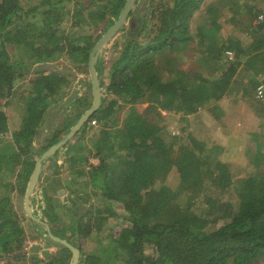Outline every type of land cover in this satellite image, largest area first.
<instances>
[{
  "label": "trees",
  "instance_id": "trees-1",
  "mask_svg": "<svg viewBox=\"0 0 264 264\" xmlns=\"http://www.w3.org/2000/svg\"><path fill=\"white\" fill-rule=\"evenodd\" d=\"M30 1L0 0V141L8 151L0 154V174H13L21 165L20 193L37 163L32 143L49 101L63 100L70 85L67 74H49L41 64L67 57L89 74L94 46L128 0ZM142 1H136L128 24L120 29L124 38L115 42L109 57L99 54L101 107L60 148L66 152L63 160L56 158L58 149L44 161L42 214L34 211L41 222L28 219L56 248L45 263L39 259L36 264H69L72 259L71 248L54 240L46 225L80 249L78 264H264V171L237 177L231 162L220 159L218 150L225 147L209 150L193 136L188 141L192 146L180 142L164 125L161 112L194 114L207 107L222 119L220 101L241 97L264 117V96L258 93L264 86L259 0H144L146 5L140 6ZM227 14L233 25L228 32L220 20ZM92 23H103L97 36L91 33ZM240 35L247 36L248 44ZM188 51L194 53L189 56ZM18 100L21 123L11 130L2 106ZM92 104L93 92L76 98L68 121L40 151L57 144ZM93 119L98 126L89 125ZM95 128L91 143L86 142L84 135ZM76 137L84 141L70 143ZM245 140L240 138L242 148ZM252 152L245 150L264 161L259 151ZM61 164L69 169L65 179L71 207L55 197ZM17 185L7 181L0 190L4 256L24 245L20 215L8 208V191ZM225 194H235L236 201ZM119 208L124 212L118 214ZM110 216L127 225L110 227ZM2 254L0 264H24L16 254V262L3 263Z\"/></svg>",
  "mask_w": 264,
  "mask_h": 264
},
{
  "label": "rangeland",
  "instance_id": "rangeland-1",
  "mask_svg": "<svg viewBox=\"0 0 264 264\" xmlns=\"http://www.w3.org/2000/svg\"><path fill=\"white\" fill-rule=\"evenodd\" d=\"M38 0H31L30 3L36 5ZM146 2L143 0L140 6H145ZM258 7L264 11V0H259ZM227 16L222 15L220 17L221 22H223L224 29H229L232 27V23L230 21H226ZM228 20V19H227ZM153 23V21H151ZM85 24V23H84ZM92 23L90 27L91 33H94L96 36L101 33L103 23L97 24ZM128 24V21L126 25ZM64 29L67 32V25L68 22H64ZM95 26V27H94ZM89 30V28H85ZM78 31V30H76ZM80 32V31H79ZM228 32V31H227ZM123 32H119L115 35V37L107 44V46L101 51V57L103 59H107L110 55V50L115 45V42L118 39L124 38ZM237 34V33H236ZM244 43L248 44L247 36L240 35ZM232 52V51H231ZM189 56L193 54V51L187 52ZM228 58L230 59L233 56L232 54H228ZM74 61L69 60L67 57L60 58L57 61H50L49 63H39L36 66L32 67V73L30 78L36 75L37 69L42 65V69L48 71L49 74H53V72L63 73L68 75V79L70 80V85L67 87V92L60 102H53L49 101L48 111L44 117L43 123L40 125L38 129V134L35 136L32 147H33V157L36 161L40 159V157L45 153L41 152L40 148H43L45 144L47 145V141L52 139L54 136L55 131L58 127H61L65 124L68 120V116L73 113L72 103L75 101L76 98L80 96H85L86 94L89 96L92 94V87H91V76L86 73H82L80 69H76L77 67H73L75 64ZM84 70V69H83ZM90 72V71H89ZM105 90V89H104ZM235 97H225L220 101V105L222 106V110L224 114L221 116L222 119H217L212 112L208 111L207 107H203L199 109L200 111L194 114H183V113H175L173 111L161 110L162 115L164 116V125L171 131V135L178 136L180 138V142H184V144L193 145L191 142H188L190 136H193L198 141H204L206 143V148L211 150L216 145H220L222 148L218 151H222L220 154V159L223 161L231 162V165L234 166L233 172L237 173V177H247L248 175H256L259 174L258 171H264V161L260 162L259 160H254L249 156L246 155L245 150L250 151H259L260 154L264 155V117L258 114V111L254 110V108H249V105L241 99L239 101H234ZM19 100L10 106H2V109L6 111L7 116L9 118V126L11 130L18 129L21 123V116H22V105H20ZM147 104H143L142 106L145 107ZM237 110V112H236ZM237 113V115L235 114ZM246 112V114H245ZM242 117V119H239ZM189 118V121H187ZM98 126V125H97ZM95 128L92 130L93 132H89L84 135V140L89 142L90 137L96 131ZM247 133L248 139L247 140ZM240 138L246 139L245 145L243 148L241 147ZM84 140L74 138L70 143H78L79 141L82 142ZM260 141V142H259ZM6 143L0 141V154L3 152L8 153L7 148L6 150L3 148L5 147ZM235 145V146H233ZM12 146V145H11ZM179 144L176 145L178 147ZM13 150H18L15 146H12ZM213 151H216L213 150ZM252 152V153H255ZM65 150L60 149L56 158H65ZM93 158H91L92 160ZM95 162V161H94ZM48 164V163H47ZM62 165V172L60 176H58V180L54 183V187H56L55 197L59 199L61 205L64 203H68V206H72V202L69 201L67 198L70 195V187L66 184V179L68 173V168L66 165ZM21 170V165H17L14 173L9 171L2 170V174H0V190L4 189L5 182L9 181L14 186L17 185L19 177L18 173ZM66 175V176H65ZM69 178H72L68 176ZM172 179L175 177L171 176ZM66 178V179H65ZM43 179H40V183H38L37 189L34 193L35 201L33 202V211L37 212L38 214H42L41 210V198H42V189L44 187ZM79 184V182H78ZM77 184V185H78ZM78 188V186H77ZM76 188V189H77ZM19 186L13 187L8 191L10 197V203L8 208H13V211H16L20 215V219L22 225L24 226V236L23 241L24 245L22 248L13 251L12 253L7 254L4 256L2 254V249L0 247V253L2 256L3 263L9 262H16V258L13 255H21V258H24V264H36V260H42L43 263L46 262L44 258H48V253H52L55 251L56 246L49 243L47 239L44 238L43 231L39 232L32 221L28 219V214L26 212L25 206V199H26V191L23 193L19 192ZM27 189V188H26ZM53 192V189H50V193ZM5 194V195H8ZM225 199H231L232 202L236 201V195L234 194L232 197L230 194L224 195ZM73 201V200H72ZM90 205V204H88ZM119 206V205H116ZM88 208L84 207L83 209ZM116 212L118 214L123 213L124 211L120 208ZM39 217V216H37ZM121 218V217H120ZM115 216L109 217V226L116 227L118 225H127L124 219H119ZM56 236V235H55ZM16 246V244H14ZM79 263V262H78ZM77 263V264H78ZM118 264H125L124 262H119Z\"/></svg>",
  "mask_w": 264,
  "mask_h": 264
},
{
  "label": "water",
  "instance_id": "water-1",
  "mask_svg": "<svg viewBox=\"0 0 264 264\" xmlns=\"http://www.w3.org/2000/svg\"><path fill=\"white\" fill-rule=\"evenodd\" d=\"M137 0H128L125 7L123 8L119 18L116 22L109 28V30L102 36V38L94 46L89 62V71L91 76V84L93 91V104L91 107L82 115V117L77 121V123L71 128V130L55 145L51 146L45 151V153L38 159L33 173L26 189V199L25 206L26 212L32 219L41 222V220L34 214L33 202L36 200L34 193L39 183L40 175L42 172V167L44 161L54 155L58 149L65 145L74 135L83 127V125L89 120L90 116L96 112L102 103V92L103 88L100 83V78L96 69V62L98 60L100 52L107 46V44L115 37V35L120 31L121 27L127 23L129 13L134 7ZM48 234L56 241L69 246L72 250V259L69 264H77L80 260V249L71 244L67 239L57 237L50 232V228L46 225Z\"/></svg>",
  "mask_w": 264,
  "mask_h": 264
},
{
  "label": "built area",
  "instance_id": "built-area-1",
  "mask_svg": "<svg viewBox=\"0 0 264 264\" xmlns=\"http://www.w3.org/2000/svg\"><path fill=\"white\" fill-rule=\"evenodd\" d=\"M228 54H232V52L229 51ZM231 58H232V57H231ZM258 93H259V95L264 96V86H263V85H261V86L258 87ZM97 124H98V122H97L96 119H93V120L89 123L90 126H97Z\"/></svg>",
  "mask_w": 264,
  "mask_h": 264
},
{
  "label": "crops",
  "instance_id": "crops-1",
  "mask_svg": "<svg viewBox=\"0 0 264 264\" xmlns=\"http://www.w3.org/2000/svg\"><path fill=\"white\" fill-rule=\"evenodd\" d=\"M239 119H242V117H239ZM61 160H62V159L59 158V161H61ZM94 161H95V162H94ZM91 162L94 163V164H97V163H98V160L95 159V158H93V159L91 160Z\"/></svg>",
  "mask_w": 264,
  "mask_h": 264
}]
</instances>
